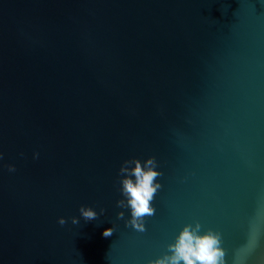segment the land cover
I'll list each match as a JSON object with an SVG mask.
<instances>
[{
	"label": "water",
	"instance_id": "obj_1",
	"mask_svg": "<svg viewBox=\"0 0 264 264\" xmlns=\"http://www.w3.org/2000/svg\"><path fill=\"white\" fill-rule=\"evenodd\" d=\"M0 154V264H149L196 221L264 264V0H0ZM150 156L140 232L119 169Z\"/></svg>",
	"mask_w": 264,
	"mask_h": 264
},
{
	"label": "clouds",
	"instance_id": "obj_2",
	"mask_svg": "<svg viewBox=\"0 0 264 264\" xmlns=\"http://www.w3.org/2000/svg\"><path fill=\"white\" fill-rule=\"evenodd\" d=\"M38 156L37 154H34ZM2 158V154H0ZM131 165H134L131 166ZM157 161L154 157H148L141 162L140 159L133 157L125 160L119 172L121 174V193L125 199L117 201V206L121 209L130 208L131 217L125 220L126 226L143 232L145 228V218L155 215L156 209L152 204L157 190L162 187L157 177L163 173L156 167ZM10 172L15 171L14 165H8ZM81 216L85 220H95L98 218L97 211L88 206H81L79 209ZM104 209H100V214ZM118 219H124L125 213H117ZM60 225H64L66 220L60 217ZM72 224H78L76 216L71 217ZM202 225L199 221L185 224L175 241L168 244V252L162 257L150 260L149 264H225V250L221 247V236L219 232L212 229L201 231ZM113 228L105 229L103 235L111 236Z\"/></svg>",
	"mask_w": 264,
	"mask_h": 264
}]
</instances>
